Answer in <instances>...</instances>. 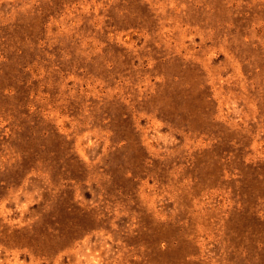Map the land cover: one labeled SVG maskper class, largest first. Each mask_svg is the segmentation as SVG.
<instances>
[{
  "label": "rangeland",
  "instance_id": "rangeland-1",
  "mask_svg": "<svg viewBox=\"0 0 264 264\" xmlns=\"http://www.w3.org/2000/svg\"><path fill=\"white\" fill-rule=\"evenodd\" d=\"M0 264H264V0H0Z\"/></svg>",
  "mask_w": 264,
  "mask_h": 264
}]
</instances>
